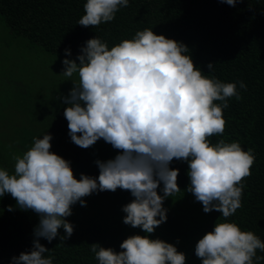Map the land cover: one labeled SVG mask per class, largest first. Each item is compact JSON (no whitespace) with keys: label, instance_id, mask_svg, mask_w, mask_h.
<instances>
[{"label":"clouds","instance_id":"clouds-1","mask_svg":"<svg viewBox=\"0 0 264 264\" xmlns=\"http://www.w3.org/2000/svg\"><path fill=\"white\" fill-rule=\"evenodd\" d=\"M235 7L238 0H221ZM129 0H87L78 21L84 27L98 26L115 18ZM70 55V49H66ZM188 46L152 29L138 31L109 49L93 37L81 47L76 59L67 56L60 74L78 76L64 103L71 141L81 148L101 138L118 150L107 161L97 160L98 178L81 174L77 179L70 161L51 152L50 132L22 156L14 155V174L0 169V197L10 193L22 210L40 217L34 229L32 250L12 258L11 264H53L40 238L51 243L58 235L69 239L74 225L66 217L72 206L94 191L129 190L135 199L123 206V223L151 234L167 221L164 201L181 191L176 160L187 161L191 192L205 213L213 210L224 218L242 206L243 178L251 174L254 149L243 150L239 142L216 144L209 137L222 134L226 126L223 109L228 98L241 96L237 83H225L202 74ZM79 61V62H77ZM213 69V63L208 64ZM241 88H246L243 81ZM222 101L216 104L214 101ZM163 184V195L157 189ZM13 211V206H8ZM159 217V218H158ZM63 227L65 235L59 234ZM121 251L91 244L99 264H185L177 247L147 235H133L120 244ZM264 242L253 231H242L234 222L216 223L196 244L202 264H254L264 259Z\"/></svg>","mask_w":264,"mask_h":264},{"label":"trees","instance_id":"trees-1","mask_svg":"<svg viewBox=\"0 0 264 264\" xmlns=\"http://www.w3.org/2000/svg\"><path fill=\"white\" fill-rule=\"evenodd\" d=\"M86 3L87 0H0V15L15 35L25 36L43 49L69 59H76L81 47L93 37H99L111 49L145 29L186 44L189 53L185 54L191 55L203 75L225 83L236 82L241 96L239 100L235 96L228 98L229 106L223 109L224 132L210 136L209 141L239 142L245 151L254 149L255 159L251 174L242 180V206L228 218L215 210L203 211L202 203L186 191L190 184L188 162L174 159L170 167L179 169L177 182L181 191L164 201L167 221L153 233L123 223L127 215L123 206L135 199L129 190L94 191L82 198L85 206L77 202L72 206V215L65 218L74 225L69 239L61 241L58 235L49 243L40 238L50 249L45 256L54 257L53 264H99L91 244L99 243L119 252L125 239L139 234L174 244L185 253V264H202L195 254L196 244L220 222H234L242 231H253L264 242V0H238L235 7L221 0H129L112 21L84 27L78 21L86 14ZM66 49H70V55ZM209 63H213L211 70ZM240 81L246 88L239 86ZM56 105V110L43 107L52 110L44 113L46 117L41 123L54 130L50 151L70 161L77 179L81 178V166L83 174L98 178L97 164L95 170L91 169L89 157L84 153V159L81 158L79 146L71 141L64 116L68 105ZM58 107H62V116ZM34 115L33 112V118ZM32 142H28L31 147ZM29 145L26 150H30ZM74 155L78 158L72 159ZM4 165L15 170L12 161L4 160ZM162 189L161 183L157 189L160 195ZM9 205L13 211L8 210ZM39 220L34 211L20 209L10 193L0 197V264H11L14 256L32 250ZM59 234H66L63 227ZM256 255L264 257V251L257 249ZM253 261L264 264V259L257 261L254 257Z\"/></svg>","mask_w":264,"mask_h":264},{"label":"rangeland","instance_id":"rangeland-1","mask_svg":"<svg viewBox=\"0 0 264 264\" xmlns=\"http://www.w3.org/2000/svg\"><path fill=\"white\" fill-rule=\"evenodd\" d=\"M64 59L61 53L49 52L25 36L15 35L0 15V169L7 170L10 175L15 170L5 166L4 160L15 165L13 156L27 152L29 141L43 138L47 132L52 134V128L41 124L46 117L44 113L56 110L57 102L65 107L64 97L73 88V81L78 82L77 74L71 78L60 74ZM44 106L51 109L46 110ZM58 108L62 116V107ZM79 149L81 158L84 159V153L89 157L88 166L93 170L97 160L107 161L118 154V150L102 138L86 149ZM77 158L74 155L72 159Z\"/></svg>","mask_w":264,"mask_h":264}]
</instances>
